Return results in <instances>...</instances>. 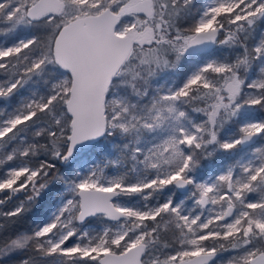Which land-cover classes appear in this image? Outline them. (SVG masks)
I'll use <instances>...</instances> for the list:
<instances>
[{"label":"snow or ice","instance_id":"snow-or-ice-1","mask_svg":"<svg viewBox=\"0 0 264 264\" xmlns=\"http://www.w3.org/2000/svg\"><path fill=\"white\" fill-rule=\"evenodd\" d=\"M0 36V264H264V0H0Z\"/></svg>","mask_w":264,"mask_h":264},{"label":"trees","instance_id":"trees-1","mask_svg":"<svg viewBox=\"0 0 264 264\" xmlns=\"http://www.w3.org/2000/svg\"><path fill=\"white\" fill-rule=\"evenodd\" d=\"M198 4H202V0H198ZM1 39H5V37L0 36V40ZM9 40L13 39V38H8ZM178 81H179V77H177ZM5 106L0 103V109H3ZM9 111H11V107L8 108ZM264 146V145H263ZM235 159V157H229L227 154H219L217 157H213L211 161L205 160L202 161V165L205 166H209V167H217V165H219L220 163L224 162V161H228L230 162L231 160ZM63 167V166H62ZM208 167V168H209ZM55 190L49 195L48 199L45 201L44 206H42V208L40 210H38L37 213L33 214L32 216H29L26 220L22 221L21 224L17 225L16 227L18 229L20 228H26L29 227L33 224V219L36 215H39L41 212H43L44 210H46L48 204L52 203L54 201L55 198ZM225 256H227V254H225Z\"/></svg>","mask_w":264,"mask_h":264},{"label":"rangeland","instance_id":"rangeland-1","mask_svg":"<svg viewBox=\"0 0 264 264\" xmlns=\"http://www.w3.org/2000/svg\"><path fill=\"white\" fill-rule=\"evenodd\" d=\"M207 2H208V0H202V4L207 3ZM3 40H4V39H1L0 41H3ZM172 79H173L172 77H169V78H168V83H169V84L171 83V80H172ZM175 79H176L177 82H178L177 77H176ZM161 83H164V81L162 80ZM263 145H264V142H258L256 145H253V146L251 147V149H249V151H248L247 153H244V155H249V154H251V151H252V150H254V149L257 148V147H264ZM228 163H229L228 161H224V162L220 163L219 165H217V167H215V168H213V167H209V166H205V165H202V168H201V172H200V174H201L202 176H204L205 178H206L208 175H214V174H216L217 172L221 171L222 168L225 167ZM208 167H209V168H208ZM181 199H182V198H181ZM178 200H179V199H178ZM36 216H37V215H36ZM36 216H35V217H36ZM35 217H34V218H35ZM32 226H33V224H32L31 226H29V227L24 228V229H28V228H30V227H32ZM88 227L94 229V228H98L99 225H98V222H97V221H93Z\"/></svg>","mask_w":264,"mask_h":264},{"label":"flooded vegetation","instance_id":"flooded-vegetation-1","mask_svg":"<svg viewBox=\"0 0 264 264\" xmlns=\"http://www.w3.org/2000/svg\"><path fill=\"white\" fill-rule=\"evenodd\" d=\"M185 197V193L182 190H176V199H183Z\"/></svg>","mask_w":264,"mask_h":264}]
</instances>
